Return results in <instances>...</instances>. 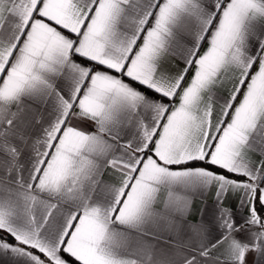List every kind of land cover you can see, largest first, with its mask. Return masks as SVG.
I'll use <instances>...</instances> for the list:
<instances>
[{"label":"snow or ice","instance_id":"snow-or-ice-1","mask_svg":"<svg viewBox=\"0 0 264 264\" xmlns=\"http://www.w3.org/2000/svg\"><path fill=\"white\" fill-rule=\"evenodd\" d=\"M9 252L264 264V0H0Z\"/></svg>","mask_w":264,"mask_h":264},{"label":"crops","instance_id":"crops-1","mask_svg":"<svg viewBox=\"0 0 264 264\" xmlns=\"http://www.w3.org/2000/svg\"><path fill=\"white\" fill-rule=\"evenodd\" d=\"M207 203V204H211L212 203V194L209 193L208 196H207V199L206 200H202L200 199L199 197H197L194 201V204H193V208L194 210L195 209H199V208H202L204 206V204ZM189 219H196V216L193 215L192 217H189ZM13 259L12 257V254L9 252L7 254H4V253H0V264H10V261Z\"/></svg>","mask_w":264,"mask_h":264}]
</instances>
